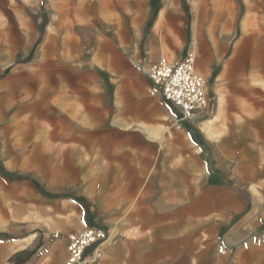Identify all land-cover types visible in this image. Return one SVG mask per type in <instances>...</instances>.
<instances>
[{
  "label": "crops",
  "instance_id": "1",
  "mask_svg": "<svg viewBox=\"0 0 264 264\" xmlns=\"http://www.w3.org/2000/svg\"><path fill=\"white\" fill-rule=\"evenodd\" d=\"M190 50L183 120L145 69ZM90 227L83 264H264V0H0V264Z\"/></svg>",
  "mask_w": 264,
  "mask_h": 264
},
{
  "label": "built area",
  "instance_id": "2",
  "mask_svg": "<svg viewBox=\"0 0 264 264\" xmlns=\"http://www.w3.org/2000/svg\"><path fill=\"white\" fill-rule=\"evenodd\" d=\"M195 53L190 50L175 64L160 57L145 72L164 99L177 109L183 120L210 106L208 84L195 70ZM108 239L104 228L90 227L69 236L66 264H83L86 252Z\"/></svg>",
  "mask_w": 264,
  "mask_h": 264
},
{
  "label": "bare ground",
  "instance_id": "3",
  "mask_svg": "<svg viewBox=\"0 0 264 264\" xmlns=\"http://www.w3.org/2000/svg\"><path fill=\"white\" fill-rule=\"evenodd\" d=\"M29 102V101H28Z\"/></svg>",
  "mask_w": 264,
  "mask_h": 264
}]
</instances>
